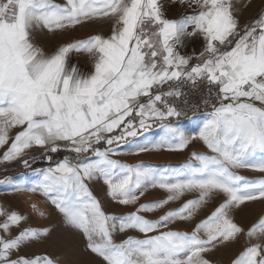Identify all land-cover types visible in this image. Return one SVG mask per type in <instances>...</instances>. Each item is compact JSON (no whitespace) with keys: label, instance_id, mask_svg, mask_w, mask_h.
<instances>
[{"label":"snow or ice","instance_id":"1","mask_svg":"<svg viewBox=\"0 0 264 264\" xmlns=\"http://www.w3.org/2000/svg\"><path fill=\"white\" fill-rule=\"evenodd\" d=\"M169 6L183 11L170 18L163 0H0V164L49 163L34 169L39 179L5 176L0 185L42 195L83 236L87 264H212L214 250L241 237L246 246L231 264H264V209L247 230L234 216L241 206L264 205V7L242 23L253 0H171ZM104 25L108 34L63 40L52 51L41 43ZM195 40L203 50L182 54ZM74 53L90 58L89 72L71 62ZM185 87L206 89L203 104L210 109L192 133L170 121L184 114ZM156 123L163 135H145ZM195 143L207 151L191 152L179 169L118 158L125 148L138 156L183 152ZM33 149L39 157L30 155ZM61 151L74 155L53 162ZM101 182L111 201L136 210L106 212L90 187ZM155 189L165 198L141 203ZM189 194L195 198L158 219L142 215ZM32 209L47 215L36 204ZM27 219L0 204V264H60L46 253H28L54 229L22 226ZM178 222L194 226L180 230ZM130 231L140 235L117 242Z\"/></svg>","mask_w":264,"mask_h":264},{"label":"rangeland","instance_id":"2","mask_svg":"<svg viewBox=\"0 0 264 264\" xmlns=\"http://www.w3.org/2000/svg\"><path fill=\"white\" fill-rule=\"evenodd\" d=\"M55 2L58 4H63L65 0H55ZM163 2L166 6L167 15L170 18L178 17V15L183 11L182 8L169 6L171 0H163ZM261 7H264V0H253L252 7L242 10L241 22L245 23L252 20V18L260 11ZM97 31H102L104 34H108L110 28L108 25H104L102 27L90 26L68 33L63 37L56 35L45 36L41 39V43L46 48V50L52 51L63 40H67L70 38L84 39L87 38L89 34H93ZM202 50L203 41L195 40L189 41L181 51L182 54L193 55L194 53H199ZM71 62L77 65L83 72H89L92 68L90 58L84 54H72ZM189 120H191V118L186 121H176L172 124L182 128L188 133H192L197 130V125L202 121L199 122V120ZM145 135H148L152 138H159V136L163 135V131L159 128V125L157 127L153 126V128L148 133H145ZM193 151L206 152L207 150L201 143H195L193 146H190L189 149H186L183 152L154 151L143 153L137 156L128 154L125 148V154L118 158L126 163H143L145 165L154 166L160 171H164L166 168L179 169L182 165L188 163L191 158V152ZM36 152H39V150L33 149L30 155ZM192 162L195 163V161ZM1 165L5 164H0V166ZM6 169V171L14 170V168ZM239 172L241 175H244L249 179H258L261 177L260 173L253 172L251 170H239ZM10 177H12L17 182H25L39 179L38 174L34 170L26 174L21 173ZM90 187L92 188L93 193L97 196V198L101 200L106 212L115 215H127L136 210L135 206H122L111 201L110 197H108L107 195L106 186L103 185L102 182L93 183L90 185ZM165 196L166 193L163 190H150L148 193L145 194L144 197L141 198V203H149L152 201L160 200L165 198ZM192 198H195V194L186 195L184 198H182L181 201L170 203L162 210H157L155 212L150 213H142V215H145L148 219H158L166 211L176 209L181 206V204L185 200ZM0 204H3L6 207H9L10 209L16 210L21 214L27 216V221L22 225L24 227H51L54 229L51 239L42 246H37L32 249H29V254L46 253L52 256L53 258H58L60 264H87V261L91 259V257H89L83 251L85 245V240L83 236L67 228L62 223V218L55 210L54 206L46 202V199L42 195L37 194L33 196L29 193H13L11 191V185L3 184L0 185ZM33 204H36L39 209L45 212L47 215L44 217L38 215V213L33 211L32 209ZM45 208L48 211H46ZM213 208L214 205L206 209L201 215L197 217V221L209 214L213 210ZM262 209H264V205H261L258 202L250 203L246 206H241V209L236 210L234 214L235 221L241 227L247 230L257 220V217L261 214ZM193 226V223L178 222L174 227L180 230L190 231ZM127 235L138 236L140 234L134 231H130L127 234H119L116 236L117 242L122 239H125ZM245 246L246 237H241L238 242L229 243L227 245L218 247L209 255L208 258L212 261V264H231L232 260L244 250Z\"/></svg>","mask_w":264,"mask_h":264},{"label":"trees","instance_id":"3","mask_svg":"<svg viewBox=\"0 0 264 264\" xmlns=\"http://www.w3.org/2000/svg\"><path fill=\"white\" fill-rule=\"evenodd\" d=\"M256 15L254 17H256ZM195 115H198V114H192V113H189V112H184V114L181 117H179V118H170V121H171V123H173V122L178 121V120H186V119H188V118H190L192 116H195ZM167 122L168 121H165V123H167ZM158 125L159 124L156 123L154 126L157 127ZM31 155L39 157L40 156V152H36V153L31 154ZM52 155H53V162H57V161L62 160L65 156H68V157L71 158L74 154H72L70 152L61 151L59 153H55V154H52ZM48 166H49V163L47 161L43 160V159H37L35 162H32V167L31 168H25L20 161H16V162H13V163H8V164L0 166V178H3L5 176H9V177L10 176H15V175H18V174H21V173L26 174V173H29L30 171L34 170V169L46 168ZM6 168H14V170L6 171L7 170Z\"/></svg>","mask_w":264,"mask_h":264},{"label":"built area","instance_id":"4","mask_svg":"<svg viewBox=\"0 0 264 264\" xmlns=\"http://www.w3.org/2000/svg\"><path fill=\"white\" fill-rule=\"evenodd\" d=\"M188 103L187 105H182L183 112H189L192 114H201L210 111L203 104V98L206 96L207 90H201L199 93L189 91L187 87L184 89Z\"/></svg>","mask_w":264,"mask_h":264},{"label":"bare ground","instance_id":"5","mask_svg":"<svg viewBox=\"0 0 264 264\" xmlns=\"http://www.w3.org/2000/svg\"><path fill=\"white\" fill-rule=\"evenodd\" d=\"M205 119V114H202L201 113V115H198V116H195L194 118H191V120H189V121H193V120H199V122L200 121H203ZM198 122V121H197ZM190 123V122H189ZM195 126V125H194ZM45 210H46V208H45ZM46 211H48V210H46Z\"/></svg>","mask_w":264,"mask_h":264},{"label":"crops","instance_id":"6","mask_svg":"<svg viewBox=\"0 0 264 264\" xmlns=\"http://www.w3.org/2000/svg\"><path fill=\"white\" fill-rule=\"evenodd\" d=\"M76 54V53H75ZM199 115V114H198ZM196 116V115H195ZM192 117H194V116H192ZM192 117H190V118H192ZM190 118H188V119H190ZM188 119H186V120H188ZM186 120H178V121H186ZM176 122V121H175ZM175 122H173V123H175Z\"/></svg>","mask_w":264,"mask_h":264}]
</instances>
